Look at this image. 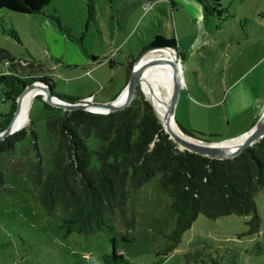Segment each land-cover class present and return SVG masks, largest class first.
I'll use <instances>...</instances> for the list:
<instances>
[{"label": "rangeland", "instance_id": "rangeland-1", "mask_svg": "<svg viewBox=\"0 0 264 264\" xmlns=\"http://www.w3.org/2000/svg\"><path fill=\"white\" fill-rule=\"evenodd\" d=\"M145 1L50 0L32 13L2 9L0 48L19 62L16 70L22 74L49 77L52 93L94 95V102L106 103L124 88L131 58L135 63L140 55L158 57V48H143L156 34L174 37L171 50L181 74L175 121L203 133L197 134L203 140L233 138L250 129L264 111V0H219V13L212 14L197 0H148V10ZM4 59L0 72L7 70ZM136 91L151 101L141 84ZM43 102L34 98L29 111L36 144L28 135L13 153L0 156L6 185L0 193V264H107L103 255L113 249L131 264H264V189L255 196L257 231H249V215L199 214L170 250L167 235L175 213L157 175L126 204V215L135 213L130 240L122 238L126 228L119 210L96 233L66 231L60 205L47 214L29 176L38 158L44 170L52 167L57 144L46 131ZM9 103L0 88V119ZM88 143L96 148L100 141L91 136Z\"/></svg>", "mask_w": 264, "mask_h": 264}, {"label": "trees", "instance_id": "trees-1", "mask_svg": "<svg viewBox=\"0 0 264 264\" xmlns=\"http://www.w3.org/2000/svg\"><path fill=\"white\" fill-rule=\"evenodd\" d=\"M49 1L0 0V11L32 13ZM197 1L206 14L219 13V0ZM9 32L18 36L13 29ZM158 46L175 48L176 40L156 34L142 51ZM2 59L7 70L0 72V88L10 103L8 111L1 114L0 131L11 120L16 99L26 85L39 80L50 87L51 82L47 76L17 71L19 62L0 48V61ZM93 60L98 58L93 56ZM108 61L112 63V59ZM134 61L131 58L126 65L127 79ZM52 94L68 102L82 100L71 94ZM35 98L42 96L36 95ZM43 104L46 131L56 136L57 144L52 153V167L44 170L41 158H38L31 166L29 176L39 188V202L47 214H54L55 207L60 205L61 224L66 231L75 230L83 235L96 233L119 210L126 228L122 238L130 240L129 231L134 227L135 213L127 216L126 204L134 201L139 189L155 175L162 190L171 198L170 206L175 213V224L167 235L169 250L178 245L183 233L199 214L208 218L249 215V231L259 229L255 196L264 189V136L234 157L214 159L179 149L164 131L149 100L139 91L129 105L108 113L63 110L46 102ZM176 124L186 135L203 140L197 137L203 133ZM28 135L36 144L37 131L30 117L27 126L0 139V156L13 153L15 144ZM91 136L99 139L98 147L89 145ZM220 140L223 139L203 141ZM2 169L0 161V193L6 190ZM103 258L107 264H131L114 249Z\"/></svg>", "mask_w": 264, "mask_h": 264}, {"label": "water", "instance_id": "water-1", "mask_svg": "<svg viewBox=\"0 0 264 264\" xmlns=\"http://www.w3.org/2000/svg\"><path fill=\"white\" fill-rule=\"evenodd\" d=\"M154 48H170V47L158 46V47L149 48L147 50L154 49ZM170 49H172V48H170ZM140 56L137 58L136 62L138 61ZM135 63L132 66L131 72H130L129 77L127 79V82H126V84L122 90V92L125 91V98H124V101L122 103L116 104L115 103L116 98L113 99L112 101L106 102V103L93 102V101L87 100L86 98H84L82 100H78L77 102L64 101V100H61L60 98H58L57 96H55L54 94H52V91L48 85H46L42 81L35 80V81L31 82L30 84L26 85L23 88V90L21 91L20 95L17 97L16 108H15V111L13 113V116L15 115L16 111L18 110L19 97L21 96V94L24 91H26L27 89L34 87V86L39 88V89L45 90V95H43V96L41 95V96H42V99L46 103H48L52 106L61 108L63 110L82 109V110H88V111L98 112V113H108L111 111L122 109L125 106L129 105V103L131 102V100L135 96L136 90L139 87L140 71H141L142 67H136ZM171 63L174 64V62H172V61H171ZM172 80H173L172 93H171L170 101H169V104L167 107V111H166L163 119L161 120V124L164 128V131L168 134L169 138L174 143L177 144L179 149H186V150H189L191 152L200 154V155L208 157V158H214V159L231 158V157L238 155L244 149H247L248 147L252 146L254 143L258 142L264 136V111L261 114V116L258 117V119L255 121V123L252 125V127L250 129H248L246 132L242 133L239 136L220 140V141L198 140V139L191 138V137L187 136L183 132H181V133H183L184 135L173 131L170 128L169 120H170V116L171 115L173 116L175 102H176V99H177V96H178V93H179V90L181 87L180 80L176 74V71H174ZM34 98H33V100H34ZM33 100H32V102H33ZM32 102H31V104H32ZM149 102L151 103L153 110L155 111L152 102L151 101H149ZM96 106L102 108V110H96V109L92 108V107H96ZM29 111H30V108H29ZM29 111H28V119L30 117ZM155 113L157 114L156 111H155ZM13 116H12V118H13ZM157 116H158V114H157ZM12 118H11V120H12ZM173 118H174V116H173ZM11 120L9 121L8 125L2 131H0V139H2L5 136L14 132V131H11V129H10ZM174 121H175V119H174ZM240 136H244V137L241 140V142L233 148H226V147H221V146L216 145L217 143H220V142H223L226 140H230V139H234V138H237Z\"/></svg>", "mask_w": 264, "mask_h": 264}, {"label": "bare ground", "instance_id": "bare-ground-1", "mask_svg": "<svg viewBox=\"0 0 264 264\" xmlns=\"http://www.w3.org/2000/svg\"><path fill=\"white\" fill-rule=\"evenodd\" d=\"M152 50V49H151ZM162 52V55L158 57H140L135 63L136 67H142L140 71V81L142 88L148 95L149 99L155 106L157 114L160 118V121L163 119L167 107L170 101L172 87H173V74L176 71V74L180 80L181 84V74L179 63L176 61L174 54L170 48H158ZM155 51V50H154ZM174 62V64L171 63ZM161 84L166 90V95H164L158 85ZM45 95V90L39 89L37 87H31L24 91L19 97V106L15 115L13 116L10 124L11 131H16L22 128L28 119V111L31 105V102L36 94ZM125 91L115 99V103L119 104L124 101ZM96 110H102L100 107H92ZM170 128L182 135L180 129L177 128L174 118L171 115L169 120ZM244 136H240L234 139L226 140L220 143H217V146L233 148L237 146Z\"/></svg>", "mask_w": 264, "mask_h": 264}, {"label": "built area", "instance_id": "built-area-1", "mask_svg": "<svg viewBox=\"0 0 264 264\" xmlns=\"http://www.w3.org/2000/svg\"><path fill=\"white\" fill-rule=\"evenodd\" d=\"M150 6H151V2L148 0L143 3L144 10H148L150 8ZM94 97H95L94 95H91V96L87 97L86 99L94 102Z\"/></svg>", "mask_w": 264, "mask_h": 264}, {"label": "crops", "instance_id": "crops-1", "mask_svg": "<svg viewBox=\"0 0 264 264\" xmlns=\"http://www.w3.org/2000/svg\"><path fill=\"white\" fill-rule=\"evenodd\" d=\"M126 82H127V78H126ZM122 90H123V89L120 90V92L116 95L115 98H117V97L121 94ZM115 98H114V99H115ZM263 109H264V105H263V107H262V110H263ZM262 110H261V111H262Z\"/></svg>", "mask_w": 264, "mask_h": 264}]
</instances>
